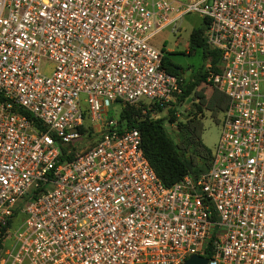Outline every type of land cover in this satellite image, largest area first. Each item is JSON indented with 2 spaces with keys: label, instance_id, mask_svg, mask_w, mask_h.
Segmentation results:
<instances>
[{
  "label": "built area",
  "instance_id": "obj_1",
  "mask_svg": "<svg viewBox=\"0 0 264 264\" xmlns=\"http://www.w3.org/2000/svg\"><path fill=\"white\" fill-rule=\"evenodd\" d=\"M189 10L225 103L208 166L165 185L101 109L175 99L150 39ZM0 96V264H264V0H0Z\"/></svg>",
  "mask_w": 264,
  "mask_h": 264
},
{
  "label": "rangeland",
  "instance_id": "obj_2",
  "mask_svg": "<svg viewBox=\"0 0 264 264\" xmlns=\"http://www.w3.org/2000/svg\"><path fill=\"white\" fill-rule=\"evenodd\" d=\"M188 2L190 0H178ZM202 16L194 10L183 13L176 22L175 28L165 27L157 32L150 42L163 52V54L172 62L181 66V75L184 77L195 72L204 61L199 47L192 51L187 50V38L189 31L200 26ZM224 96L213 85L206 81L198 83L187 98L173 104V119H165L169 134L179 143V129L185 125L184 134L188 138L186 146V156L195 159V151L200 150L201 161L206 159L207 151L212 150L213 144L218 134L219 123L224 108ZM125 102L111 101L106 102L101 109L102 115L107 118L117 120L119 110ZM167 105L164 108L152 110L153 115H163L166 113ZM142 111V110H141ZM178 124V125H177ZM180 125V126H179ZM91 126V124H90ZM93 127V126H92ZM93 128H91V131ZM85 137L74 146L75 150L84 148L94 142L98 137L95 131L84 133ZM208 166V165H207ZM17 223L15 220L12 224ZM12 226L10 229H12Z\"/></svg>",
  "mask_w": 264,
  "mask_h": 264
},
{
  "label": "trees",
  "instance_id": "obj_3",
  "mask_svg": "<svg viewBox=\"0 0 264 264\" xmlns=\"http://www.w3.org/2000/svg\"><path fill=\"white\" fill-rule=\"evenodd\" d=\"M205 18L202 17V22L200 26L194 27L189 31L187 38V50L192 51L199 47L201 49V54L203 59L209 58L212 65L218 58L217 51L210 49L206 46L203 37ZM161 64L165 70L174 74H181V66L169 60L163 53L161 56ZM183 76V75H182ZM205 73L200 66L195 72L183 76V82L181 83V91L176 94L173 101L168 102L166 113L163 115H151V110L161 109L159 106H150L145 109L144 112L141 111L142 106L138 103H128L121 107L118 113L117 122L120 127L128 128L135 127L138 129L140 134V146L143 155L148 161L149 165L160 179V181L169 185L172 182L178 180L185 173L196 174L204 170L208 162L205 160L201 161V156L203 155L200 150L195 151V159L186 156V146L187 135L185 132V125H182L179 129L180 141L177 143L174 138L169 134L165 119H173L175 102H179L193 91L195 86L204 81ZM1 98V96H0ZM120 102H124L118 100ZM225 103V102H224ZM166 105V106H167ZM27 117H31L27 112H23ZM178 125V124H177ZM180 126V125H179ZM80 130H86V132H92L91 126L86 125L80 126ZM69 145L60 146V159H67L72 154L73 146H69L70 150L66 151ZM200 154H202L200 156ZM209 151H207L206 159L208 158Z\"/></svg>",
  "mask_w": 264,
  "mask_h": 264
},
{
  "label": "water",
  "instance_id": "obj_4",
  "mask_svg": "<svg viewBox=\"0 0 264 264\" xmlns=\"http://www.w3.org/2000/svg\"><path fill=\"white\" fill-rule=\"evenodd\" d=\"M206 260V257L199 256L197 254L188 255L180 264H202Z\"/></svg>",
  "mask_w": 264,
  "mask_h": 264
},
{
  "label": "crops",
  "instance_id": "obj_5",
  "mask_svg": "<svg viewBox=\"0 0 264 264\" xmlns=\"http://www.w3.org/2000/svg\"><path fill=\"white\" fill-rule=\"evenodd\" d=\"M163 53V52H162Z\"/></svg>",
  "mask_w": 264,
  "mask_h": 264
}]
</instances>
